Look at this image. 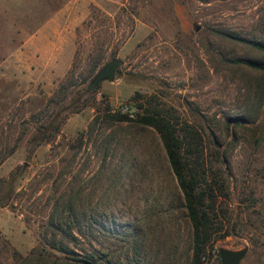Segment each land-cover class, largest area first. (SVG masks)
Segmentation results:
<instances>
[{
  "label": "rangeland",
  "instance_id": "1",
  "mask_svg": "<svg viewBox=\"0 0 264 264\" xmlns=\"http://www.w3.org/2000/svg\"><path fill=\"white\" fill-rule=\"evenodd\" d=\"M258 46L264 0H0V264H41L38 253L26 261L32 249L61 257L45 237L69 206L85 235L72 246L81 258L190 264L191 226L157 134L91 125L105 105L134 118L136 94L198 127L207 153L212 135L225 156L216 166L229 235L205 264L244 247L240 264H264V74L242 63H264ZM114 59V81L86 92ZM53 117L65 119L58 134L35 147Z\"/></svg>",
  "mask_w": 264,
  "mask_h": 264
},
{
  "label": "trees",
  "instance_id": "2",
  "mask_svg": "<svg viewBox=\"0 0 264 264\" xmlns=\"http://www.w3.org/2000/svg\"><path fill=\"white\" fill-rule=\"evenodd\" d=\"M259 49L264 51L261 46ZM242 63L264 74V63ZM96 89L97 87L88 85L86 92L93 93ZM130 101L138 111L134 118L130 117L127 107L124 113H114L105 105L102 110L97 108L91 125L100 119L104 123H129L150 128L157 134L169 170L177 182L183 209L191 226L190 264H203L207 252L213 250L214 243L229 235L228 228L232 217L228 214L226 205L230 193L224 172L216 166L223 164L225 156L220 154L218 143L212 135L207 141L215 153H207L206 141L200 129L179 121L174 109H166L161 103L152 102L140 94H136ZM54 118H47L36 128V135L31 139L35 147L48 143L58 134L65 119ZM66 216L64 220L52 218L47 227L51 232L45 237V244L61 257L53 259L51 253L44 249L39 252L32 249L25 258L26 261L35 258L34 260L41 264H95L92 261L95 255L84 252L85 255L81 258L82 255L72 247L76 246L80 237L85 238V235L77 229L79 221L71 206L68 207ZM73 227L76 228V234ZM35 253H38L37 256L32 258Z\"/></svg>",
  "mask_w": 264,
  "mask_h": 264
},
{
  "label": "water",
  "instance_id": "3",
  "mask_svg": "<svg viewBox=\"0 0 264 264\" xmlns=\"http://www.w3.org/2000/svg\"><path fill=\"white\" fill-rule=\"evenodd\" d=\"M120 63L118 60L114 59L107 62L93 77L91 80L92 86H97L98 84L107 81L112 82L115 78V73L119 68ZM248 252V248L244 247L240 250H228L224 248L218 249L219 263L218 264H240L245 258Z\"/></svg>",
  "mask_w": 264,
  "mask_h": 264
},
{
  "label": "crops",
  "instance_id": "4",
  "mask_svg": "<svg viewBox=\"0 0 264 264\" xmlns=\"http://www.w3.org/2000/svg\"><path fill=\"white\" fill-rule=\"evenodd\" d=\"M50 18H48V21L42 26V27H48L52 24V20H49ZM43 37L42 33H38V34H35L34 36H32V39L36 42H42L43 39H41ZM47 40V37L44 36V42H46Z\"/></svg>",
  "mask_w": 264,
  "mask_h": 264
},
{
  "label": "built area",
  "instance_id": "5",
  "mask_svg": "<svg viewBox=\"0 0 264 264\" xmlns=\"http://www.w3.org/2000/svg\"><path fill=\"white\" fill-rule=\"evenodd\" d=\"M218 257H219V256H218ZM204 261H205V259L203 260V264H205V262H204ZM217 261H218V260H217Z\"/></svg>",
  "mask_w": 264,
  "mask_h": 264
}]
</instances>
